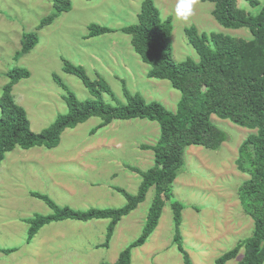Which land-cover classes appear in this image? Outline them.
Listing matches in <instances>:
<instances>
[{
  "label": "rangeland",
  "instance_id": "1",
  "mask_svg": "<svg viewBox=\"0 0 264 264\" xmlns=\"http://www.w3.org/2000/svg\"><path fill=\"white\" fill-rule=\"evenodd\" d=\"M53 0H0V95L13 68L28 71L11 90L16 105L24 109L30 131L39 133L58 116L67 113L66 93L53 81L60 78L79 101L93 99L82 83L63 72V60L81 66L90 80L102 78L113 98L102 94L103 102L126 105L123 86L130 95L139 94L147 103L157 102L175 112L180 93L169 82L147 78L149 67L133 52L130 37L119 30L137 22L144 0H70L68 12L60 13L49 25L41 21L54 13ZM176 0H153L160 18L171 19L172 58L176 63L198 56L188 44L184 30L221 33L250 39L245 29H226L212 17L213 5L198 2L188 21L176 19ZM237 6L256 13L245 2ZM92 24L113 32L87 38ZM34 33L36 46L22 54L23 34ZM210 121L226 134L216 151L189 146L184 166L172 184V200L181 203V243L192 264H214L215 260L251 237L253 222L237 198L238 186L248 176L237 170L240 144L256 130L232 124L215 115ZM98 117H90L60 135L57 147H18L4 155L0 163V264H114L119 254L141 234L154 190L115 226L107 246L108 220L61 221L43 226L27 244L28 225L33 215L51 210L30 192L48 196L58 207L83 211L91 208H121L125 198L115 188L135 195L141 181L136 171L153 165L151 147L159 128L141 119L113 120L104 127ZM174 227L169 202L147 241L131 250L130 264H182V255L173 241ZM12 250L10 253L5 251ZM243 257L226 264H237Z\"/></svg>",
  "mask_w": 264,
  "mask_h": 264
},
{
  "label": "trees",
  "instance_id": "2",
  "mask_svg": "<svg viewBox=\"0 0 264 264\" xmlns=\"http://www.w3.org/2000/svg\"><path fill=\"white\" fill-rule=\"evenodd\" d=\"M90 1V0H86ZM213 5L214 20L226 29H245L250 39H242L221 33H199L194 27L184 30L188 44L198 56V62L186 59L176 63L172 58L170 18L162 20L153 0L141 3L135 24L119 31L130 37V45L140 61L149 67V79L167 81L180 93L175 112L166 110L157 102L147 103L139 94L130 95L123 86L126 105L112 106L102 101L101 95L113 94L100 77L90 80L81 66L63 60V72L75 76L93 99L79 101L53 76L62 89L67 113L58 116L39 133L30 131L23 108L16 105L12 87L29 77L28 71L13 68L7 72L8 82L0 95V163L7 152L18 147L28 150L34 147L53 149L58 146L60 135L90 117H98L104 127L113 120L141 119L158 125L159 136L150 149L153 165L144 172L136 171L141 181L135 195L119 188L126 200L121 208H91L78 211L67 206L58 207L48 196L30 192V196L42 201L50 210L48 215H33L26 219L27 244L45 225L66 220L88 222L108 220L105 242L107 246L117 223L141 204L150 188L154 194L146 213L141 234L119 254L114 264H130L131 250L142 246L158 225L162 209L169 202L174 227L173 241L182 255V264H192L181 243V211L184 206L172 200V184L184 166V152L189 146H200L216 151L226 141V134L210 121L211 115L228 120L232 124L256 130L239 146L235 161L237 170L248 176L237 188V198L243 213L253 222L251 237L239 242L214 264H226L235 259L243 249V257L237 264H264V0H199ZM245 2L257 12L247 13L237 6ZM54 13L43 19L40 28L49 25L60 13L68 12L70 0H53ZM113 30L92 24L87 38L112 33ZM34 33L23 34L21 53H29L37 44ZM6 253L12 250L5 251Z\"/></svg>",
  "mask_w": 264,
  "mask_h": 264
},
{
  "label": "clouds",
  "instance_id": "3",
  "mask_svg": "<svg viewBox=\"0 0 264 264\" xmlns=\"http://www.w3.org/2000/svg\"><path fill=\"white\" fill-rule=\"evenodd\" d=\"M199 0H176L174 14L176 19L180 21H188L193 16L195 6Z\"/></svg>",
  "mask_w": 264,
  "mask_h": 264
}]
</instances>
